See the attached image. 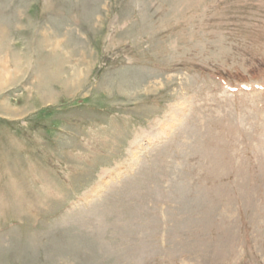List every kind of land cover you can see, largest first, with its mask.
<instances>
[{"label": "rangeland", "instance_id": "obj_1", "mask_svg": "<svg viewBox=\"0 0 264 264\" xmlns=\"http://www.w3.org/2000/svg\"><path fill=\"white\" fill-rule=\"evenodd\" d=\"M0 264H264V0H0Z\"/></svg>", "mask_w": 264, "mask_h": 264}, {"label": "bare ground", "instance_id": "obj_2", "mask_svg": "<svg viewBox=\"0 0 264 264\" xmlns=\"http://www.w3.org/2000/svg\"><path fill=\"white\" fill-rule=\"evenodd\" d=\"M182 106L180 107V105L177 106H173L171 107L169 113H168V119L165 120L162 124L160 125V129H161V133L165 132V129L167 128L166 126L169 127L170 123L174 122V120H176L177 118L180 117L181 115V111H182ZM157 131V130H156ZM160 131V130H159ZM156 133V132H155ZM157 135V133H156ZM135 142L133 143L132 147H134ZM135 152L134 150L131 151V154L133 155ZM102 179H104V177H101L100 180L103 181ZM105 180V179H104ZM97 189V188H96ZM96 192V191H95Z\"/></svg>", "mask_w": 264, "mask_h": 264}]
</instances>
